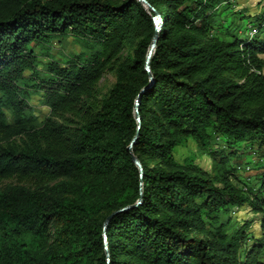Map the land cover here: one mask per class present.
<instances>
[{"label": "trees", "instance_id": "16d2710c", "mask_svg": "<svg viewBox=\"0 0 264 264\" xmlns=\"http://www.w3.org/2000/svg\"><path fill=\"white\" fill-rule=\"evenodd\" d=\"M148 1L154 9L139 0H0V176L87 177L97 188L87 200L20 182L0 189V264H264V17L245 37L224 28L229 0ZM68 36L85 50L49 52ZM107 70L116 82L99 100ZM33 94L72 120L38 126ZM189 136L203 147L224 138L232 155L249 146L255 186L232 181L223 149L213 152L216 174L178 161ZM243 206L262 232L249 245L252 221L231 216Z\"/></svg>", "mask_w": 264, "mask_h": 264}, {"label": "rangeland", "instance_id": "374dc122", "mask_svg": "<svg viewBox=\"0 0 264 264\" xmlns=\"http://www.w3.org/2000/svg\"><path fill=\"white\" fill-rule=\"evenodd\" d=\"M229 1L233 3L231 7H228L227 4H224L221 7L222 15L227 18L224 28L227 26H238L241 35L245 37L255 36V34H257L256 31L258 27L254 20L257 16L262 15L264 17V0ZM62 39V41L54 40L49 51L57 58H62L72 53H79L85 50L80 42L73 36H68ZM37 50L39 49L37 48ZM127 53L128 50L125 49L124 54L126 55ZM261 56L264 57V54ZM40 60L43 62L51 60V55L47 53V50L46 53H42L40 55ZM115 82V72L107 70L98 83L97 96L99 100L108 94ZM30 103L33 107L35 123L38 126L45 123L47 120L67 123L73 118L64 112H55L51 110L48 105L44 104L40 95L33 94L30 98ZM72 122L74 123L75 119ZM16 140L19 141L17 138ZM235 148V151L238 153L232 155V148L226 144L224 138L213 137L210 141V146L203 147L198 144V141L194 137L189 136L182 145L178 146L175 157L180 162L192 161L206 172L216 174L217 169L220 167V157L217 156L215 159L213 152L214 150H226V153L230 154L229 166L236 168V171L231 173V179L233 182L238 184V186L246 190V187L255 186L254 175L257 171L254 168V164L258 159V155L252 152L247 145H240ZM19 182L33 189L43 188L49 194L54 196L80 200L94 198L95 196L92 194V191L97 189L92 187L95 184L90 182V179L87 177H60L41 183L35 177L23 178L7 176H0V189L5 188L9 184H18ZM231 216L238 225L247 221H252V224L247 229L248 236L246 243L248 245L252 243L253 238H258L262 235L258 218L259 215L252 212L249 206L234 207L231 210Z\"/></svg>", "mask_w": 264, "mask_h": 264}, {"label": "water", "instance_id": "95a60500", "mask_svg": "<svg viewBox=\"0 0 264 264\" xmlns=\"http://www.w3.org/2000/svg\"><path fill=\"white\" fill-rule=\"evenodd\" d=\"M139 1L142 2L145 6L151 8V9H154V7L151 5V3L148 0H139ZM154 19H155V22H156V29H157V31L154 34L153 38H152V41H151V44H150V47H149V50H148V54H147V60H146V69H147V71H149L151 78H153V75L151 73V64H150V61H151L152 54H153V52H154V50L156 48V45H157V42H158V38H159V30L162 27V22H163V19L160 17V14L159 13L154 17ZM137 105H138V101H137ZM135 109H136L137 119L140 122L141 121V118H140V115H139L138 106H136ZM138 136H139V132H137L136 136L134 137V139L132 140L131 144L129 145V149L131 150V152H132V147H133L136 139L138 138ZM133 160L137 164V166L140 168L141 172H143L142 163L140 162V160L138 159V157L136 155H134V154H133ZM138 203H141V199L139 200ZM123 209H125V208H123ZM108 219L105 222V227H107V225H108L107 224L108 223ZM106 248L108 250V246L107 245H106ZM108 254H109V251H108Z\"/></svg>", "mask_w": 264, "mask_h": 264}]
</instances>
